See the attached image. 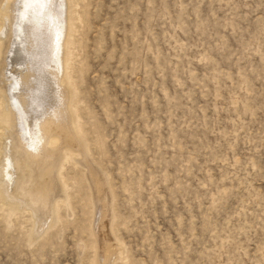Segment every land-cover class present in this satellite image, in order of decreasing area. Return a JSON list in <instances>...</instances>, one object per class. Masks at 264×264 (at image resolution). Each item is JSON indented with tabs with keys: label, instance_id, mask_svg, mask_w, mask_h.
<instances>
[{
	"label": "rangeland",
	"instance_id": "1",
	"mask_svg": "<svg viewBox=\"0 0 264 264\" xmlns=\"http://www.w3.org/2000/svg\"><path fill=\"white\" fill-rule=\"evenodd\" d=\"M25 1L0 0V264H264V0H52L81 146L67 128L49 157L4 127L41 78L44 2ZM53 161L60 185L37 201Z\"/></svg>",
	"mask_w": 264,
	"mask_h": 264
},
{
	"label": "bare ground",
	"instance_id": "2",
	"mask_svg": "<svg viewBox=\"0 0 264 264\" xmlns=\"http://www.w3.org/2000/svg\"><path fill=\"white\" fill-rule=\"evenodd\" d=\"M27 1V0H26ZM25 1V3H27ZM33 1V0H32ZM36 1V0H35ZM43 2H44V11H45V17L41 20V21H39L37 24H36V28H34V29H36L35 30V37H34V41H33V48L35 49V51H36V53L34 54V58H33V60H34V63H33V66H34V68H35V71H36V73H41V78L39 79V80H37L36 81V79L33 81V84H34V86L32 85L31 86V90L29 91V92H27V95H25L24 97H21L20 95H17L14 91V95H12L11 96V99H10V103L8 104V105H10L9 107V109H8V111H9V113H10V116L7 118V120H6V123H5V131H10L11 129L10 128H12V126H11V124H12V120H15V122H16V131H17V134H18V138H19V140H20V142H23V144H24V146L27 148V149H30V150H34V152H37L38 154H35V155H41V153H43L45 150V147H46V145H48V146H50V148H51V151H52V153H53V156H57V153H59V150H58V142H60L61 140H62V138H61V140L59 141V138L61 137L60 135H62V136H64L65 134H64V131L65 130H67V128L69 129V131H67L68 133H67V135L66 136H68V137H70V139L69 138H67L66 136V138L69 140V142L68 143H70L71 145H73V147H75V149L77 148V147H80L81 146V141H80V138H78V136H77V133H76V127H75V125H74V119H70V117H69V115L70 114H72V113H70V111H69V107L67 106L68 104H67V102H68V100L70 99V97H71V95H70V93H72V91L69 89V87H68V84H67V81H66V79H65V76L63 75V73L64 72H62L63 71V69L65 68V61H61L60 59H59V52H60V49H61V47H63L64 45H65V43H66V37H65V32L66 31H68L67 29H66V27L64 28V24L66 23V22H68V20L64 23V17H61L60 16V14H59V16L57 15V11L55 10V5L53 4V1L52 0H42ZM61 1V0H60ZM60 1L58 2L59 4H60ZM67 1V0H66ZM65 1V2H66ZM37 2V1H36ZM42 2V3H43ZM62 2V1H61ZM41 3V4H42ZM16 4V3H15ZM20 4V3H19ZM22 4V3H21ZM58 4V5H59ZM63 4V3H62ZM62 4H61V6H62ZM65 4V3H64ZM9 5V4H8ZM28 5H30V4H28ZM32 5V4H31ZM12 6V5H11ZM7 8H8V6H6ZM16 7V6H15ZM19 7V6H18ZM20 7H21V5H20ZM27 7V6H26ZM22 8V7H21ZM62 8V7H61ZM9 9V8H8ZM13 9V8H12ZM41 9V8H40ZM57 9V8H56ZM63 9V8H62ZM67 9V8H66ZM6 10V9H5ZM14 10V9H13ZM16 10V9H15ZM26 10V9H25ZM10 11H12V10H10ZM36 12H37V10H35ZM62 11V10H61ZM64 11V10H63ZM63 11H62V13H63ZM65 12V11H64ZM15 13V12H14ZM13 13V14H14ZM17 13V12H16ZM35 13V12H34ZM41 13V12H40ZM44 13V12H43ZM60 13V12H59ZM4 14V13H3ZM21 14V13H20ZM66 15H67V13H65ZM64 14V15H65ZM32 15H33V13H32ZM36 15V14H35ZM12 16V15H11ZM10 16V17H11ZM16 16V15H15ZM26 16V15H25ZM28 16V15H27ZM39 16V15H38ZM68 16V15H67ZM3 17H5V15L3 16ZM13 17H14V15H13ZM35 17V16H34ZM33 17V18H34ZM7 18H9V17H7ZM21 18V17H20ZM20 18H16V19H20ZM37 18V17H36ZM66 18H68V17H66ZM11 19V18H10ZM14 19V18H13ZM5 20H6V18H5ZM25 20H27L26 19V17H25ZM31 20V19H30ZM8 21V20H7ZM29 21V20H28ZM5 22V21H4ZM11 22V21H10ZM31 22V21H30ZM8 23H6V25H7ZM12 24H13V21H12ZM67 24V23H66ZM15 25V24H14ZM12 26V25H11ZM21 26H23V25H21ZM31 26V25H30ZM6 27V26H5ZM7 27H8V25H7ZM19 27V26H18ZM27 27V26H26ZM29 27V26H28ZM4 28V27H3ZM13 28H14V26H13ZM22 28V27H21ZM14 29H16V28H14ZM14 29H11V30H13V32H14ZM20 29V28H19ZM24 29H25V27H24ZM8 31V30H7ZM20 31H23V30H20ZM30 31V30H29ZM16 32H18V31H16ZM33 32V31H32ZM32 32H31V34H32ZM69 32V31H68ZM19 33V32H18ZM27 33V32H26ZM29 33V32H28ZM8 34V33H7ZM11 34V33H10ZM9 34V36L8 37H10L11 35ZM30 34V33H29ZM18 35V34H17ZM67 35V34H66ZM14 36V35H13ZM13 36H12V39H13ZM20 36V35H19ZM23 36H24V34H23ZM7 37V38H8ZM14 37H17V36H14ZM31 37V36H30ZM6 38V37H5ZM4 38V39H5ZM7 38L5 39L6 41H8L7 40ZM17 38H19V37H17ZM16 38V39H17ZM25 38V37H24ZM28 38V37H27ZM26 38V39H27ZM11 39V40H12ZM1 41H2V39H1ZM14 41V40H13ZM21 41H24V39H22ZM9 42H10V44H11V46L13 45L12 44V42L9 40ZM19 42H20V40H19ZM3 43V45H4V42H2ZM29 43V42H28ZM9 44V45H10ZM15 45H16V43H14ZM22 44V43H21ZM24 44V43H23ZM26 44H27V42H26ZM31 44V43H30ZM5 45H7V44H5ZM4 45V46H5ZM29 45V44H28ZM8 46V45H7ZM10 46V47H11ZM21 46V45H20ZM24 46V45H23ZM3 46H1V48H2ZM6 47V46H5ZM4 47V48H5ZM13 47H15V46H13ZM22 47V46H21ZM20 48V47H19ZM7 49V48H6ZM5 49V50H6ZM28 50H29V47L27 48ZM63 49H65V48H63ZM10 50V49H9ZM12 50V49H11ZM10 50V51H11ZM20 50V49H19ZM25 50V49H24ZM1 51V50H0ZM4 51V50H3ZM8 51V50H7ZM18 51V50H17ZM65 51V50H64ZM63 51V52H64ZM6 52V51H5ZM11 52H13V50L11 51ZM10 52V53H11ZM24 52V51H23ZM9 53V54H10ZM20 53V52H19ZM21 53H22V50H21ZM25 53V52H24ZM30 53V52H29ZM0 54H3L2 53V51L0 52ZM8 54V53H7ZM14 54V53H13ZM4 55H5V53H4ZM23 55V54H22ZM62 55V54H61ZM64 55V54H63ZM1 56V55H0ZM6 56H8V55H6ZM5 56V57H6ZM13 56V55H12ZM11 56V57H12ZM69 56V55H68ZM65 57V56H64ZM10 58V57H9ZM3 59H4V57H3ZM8 59V57L5 59V60H7ZM10 60V59H9ZM65 60V59H64ZM11 61V60H10ZM26 61H27V58H26ZM30 61V60H29ZM8 61H6V63H7ZM18 62V61H17ZM11 63V62H10ZM9 63V64H10ZM12 63H14L15 64V62H13L12 61ZM5 64V63H4ZM28 64V63H27ZM26 64V65H27ZM29 64H30V62H29ZM28 64V65H29ZM27 65V66H28ZM49 65V66H48ZM1 66H2V64H1ZM13 66V65H12ZM22 66V65H21ZM41 66H43V67H46V66H48L47 68H48V70H46V71H42V69H41ZM14 67V66H13ZM16 67V66H15ZM14 67V68H15ZM17 67H19V66H17ZM2 68V67H1ZM21 68V67H20ZM24 68H25V66H24ZM46 68V69H47ZM31 69H33V68H31ZM5 70V69H4ZM9 70V69H8ZM15 70V69H14ZM18 70V69H17ZM21 70V69H20ZM27 70H29V72H30V68L29 69H27ZM12 71V70H11ZM6 73H9V71L7 72H5V74ZM16 73V72H15ZM35 73V74H36ZM2 74H3V72H2ZM1 74V75H2ZM23 74V73H22ZM37 75V74H36ZM12 76V75H11ZM25 76V75H24ZM1 77V76H0ZM13 77H14V75H13ZM38 77V76H37ZM36 77V78H37ZM15 78V77H14ZM27 78V77H26ZM25 78V79H26ZM29 78V77H28ZM34 78V77H33ZM7 79V78H6ZM15 79H17V78H15ZM9 80V79H8ZM7 80V81H8ZM23 80V79H22ZM30 80H33V79H30ZM2 81V80H1ZM26 81V80H25ZM19 82H24V80L23 81H19ZM35 82V83H34ZM11 83V82H10ZM9 83V84H10ZM14 83V82H13ZM28 83V82H27ZM2 84V83H1ZM15 84H16V82H15ZM12 87H14V86H10V89L12 88ZM15 87H16V85H15ZM26 87H28V86H26ZM25 87V88H26ZM9 88V87H8ZM30 88V87H29ZM28 88V89H29ZM5 89V88H4ZM17 89V88H16ZM28 89H26V90H28ZM15 90V89H14ZM20 90V89H19ZM2 91H3V89H2ZM7 91H10V90H6V92ZM71 91V92H70ZM22 92H24V89H23V91ZM5 92L3 91V94H4ZM8 93V92H7ZM10 93V92H9ZM20 94V93H19ZM9 95V94H8ZM4 96H5V94H4ZM7 96V95H6ZM6 98V97H5ZM4 98V99H5ZM72 98V97H71ZM22 99H24V101L22 100ZM7 100H8V97H7ZM28 101H31V103H30V106H29V104H27V102ZM25 102V103H24ZM6 103V102H5ZM68 103H70V102H68ZM34 104H35V106H34ZM8 107V106H7ZM6 108V107H5ZM5 111V110H4ZM7 111V112H8ZM8 113V114H9ZM6 114V113H5ZM73 115V114H72ZM71 118H72V116H71ZM74 118V117H73ZM14 122V123H15ZM14 125V124H13ZM15 127V126H14ZM13 129H15V128H13ZM4 130V129H3ZM7 132H5V133H7ZM12 132V131H11ZM10 132V133H11ZM63 132V133H62ZM15 132L13 131V133L12 134H14ZM4 134V133H3ZM16 134V135H17ZM53 134H57L58 136H59V138L58 137H56L55 135H53ZM15 135V136H16ZM11 136V135H10ZM15 136H12V137H15ZM3 138H5V137H3ZM11 138V137H10ZM65 138V139H66ZM9 139V138H8ZM14 140V139H13ZM6 141V140H5ZM63 142H64V140H63ZM65 142H66V140H65ZM65 142L63 143L64 145H65ZM73 142V143H72ZM62 143V142H61ZM60 143V144H61ZM69 144V145H70ZM62 145V144H61ZM6 146V145H5ZM15 146V145H14ZM68 146V145H67ZM10 147V146H9ZM13 147V146H12ZM7 148V147H6ZM60 148V147H59ZM62 148V147H61ZM69 148V147H68ZM8 149V148H7ZM48 149V148H47ZM63 149V148H62ZM71 149V148H70ZM79 149V148H78ZM17 150V149H16ZM19 150V149H18ZM44 150V151H43ZM27 151V150H26ZM51 151H50V153H51ZM71 151H73V150H71ZM24 152V151H23ZM48 152V151H47ZM11 153V152H10ZM14 153V152H13ZM22 153V152H21ZM26 153H28V152H26ZM45 153V152H44ZM7 154H9L8 152H7ZM6 153H5V155H7ZM18 154V153H17ZM29 154V153H28ZM48 154H49V152H48ZM48 154H46L45 153V156L46 155H48ZM19 155H20V153H19ZM27 155V154H26ZM39 155V156H40ZM21 156V155H20ZM22 156H24V155H22ZM21 156V157H22ZM32 156V155H31ZM34 156V155H33ZM42 156V155H41ZM61 156H63L62 154H61ZM4 157V156H3ZM8 157H9V155H8ZM17 157V156H16ZM21 157H20V159L18 158V160L17 161H19V160H21ZM25 157V156H24ZM47 157H49V155L47 156ZM47 157H44V159L45 158H47ZM5 158H7V157H5ZM26 158H28L27 156H26ZM35 158H38V157H35ZM43 158V157H42ZM53 158V157H52ZM30 159V158H29ZM41 159V158H40ZM1 160V159H0ZM7 160H8V158H7ZM7 160H5V161H7ZM12 160V159H11ZM10 160V161H11ZM36 160V159H35ZM42 160V159H41ZM4 160L3 161H1V162H3V164H4V162H5ZM15 161V160H14ZM16 161V162H17ZM30 161V160H29ZM38 161V160H37ZM26 162V161H25ZM28 162V161H27ZM33 162V161H32ZM40 162H42V161H40ZM5 163H7V162H5ZM29 163V162H28ZM27 163V164H28ZM31 163V162H30ZM35 163V162H34ZM34 163H32V165H34ZM37 163V162H36ZM35 163V164H36ZM56 162L55 161H53V162H51V163H49L48 165H47V163H46V165L47 166H44L42 163V165H43V167H39V170L38 169H35V170H38L39 171V173L43 176V178H45V180L43 181V183L41 184L40 183V185L41 186H39V188H37L36 186V189H39L38 191H37V194H36V199H37V201H39V200H42V201H44L45 200V197L47 198H49L50 196H51V194H53L54 193V191L57 189V187L60 185L59 184V180L57 179L58 177L56 176L57 174H56V172L58 171L57 170V166H56V164H55ZM13 164V163H12ZM19 164V162H17V164H15L16 166ZM23 164V163H22ZM45 164V163H44ZM5 165V164H4ZM7 165V164H6ZM5 165V166H6ZM8 165L10 166V164L8 163ZM24 165V164H23ZM29 165V164H28ZM24 166H27L26 164L24 165ZM35 166V165H34ZM2 167V166H1ZM12 167H14V166H12ZM20 167H21V165H20ZM28 167V166H27ZM37 168H38V166H36ZM2 168H4V167H2ZM10 168H11V166H10ZM1 169V168H0ZM8 169V168H7ZM29 169V168H28ZM31 169H33V168H31ZM2 170H6V169H2ZM9 170H11V169H9ZM20 170V169H19ZM23 170V169H22ZM26 170V169H25ZM24 170V171H25ZM1 171V170H0ZM23 171V172H24ZM7 172H10V171H8L7 170ZM11 172H12V170H11ZM20 172H21V170H20ZM22 172V173H23ZM26 172V171H25ZM28 172V171H27ZM30 172H31V170H30ZM30 172H28V173H30ZM36 171H33V173H35ZM4 174H5V172H3ZM14 173V172H13ZM32 173V174H33ZM8 174V173H7ZM11 174V173H10ZM24 174V173H23ZM31 174V173H30ZM30 174H29V176H30ZM31 174V175H32ZM36 174H37V172H36ZM1 175V174H0ZM19 175V174H18ZM26 175V174H25ZM24 175V176H25ZM41 175H39V176H41ZM3 176V175H2ZM28 176V175H27ZM5 177V176H4ZM7 178L6 179H8V180H10L9 179V175L8 176H6ZM12 177V176H11ZM10 177V178H11ZM16 177V176H15ZM31 177V176H30ZM33 177H34V175H33ZM12 178H14V176L12 177ZM22 178H24V177H22ZM27 178V177H26ZM35 178V177H34ZM36 178H37V176H36ZM3 179H5V178H3ZM21 179V178H20ZM19 179V180H20ZM30 179V178H29ZM32 179V178H31ZM12 180V179H11ZM10 180V181H11ZM17 180V179H16ZM15 180V181H16ZM33 180V179H32ZM31 180V181H32ZM4 182H5V180H3ZM22 181V180H21ZM23 181H25V179H23ZM36 181V179L35 180H33V182H35ZM2 181H0V183H1ZM6 182H7V180H6ZM5 182V183H6ZM16 182H18V181H16ZM25 182H27V181H25ZM32 182V183H33ZM40 181L38 180V183H39ZM42 182V181H41ZM4 183V184H5ZM9 184H10V182H8ZM8 183H6L7 185L6 186H9L8 185ZM11 183H13V182H11ZM18 183H20V185H19V187H20V189H19V191L18 192H16V194L17 195H23V193L24 192H26V183H24V182H22V184H21V182H18ZM30 185H32L31 183H30V180H29V182H28ZM99 182H97V184H98ZM35 185L37 184V182L36 183H34ZM3 185V184H2ZM2 185L0 184V187H2ZM12 185V184H11ZM18 185V184H17ZM29 185V186H30ZM38 185V184H37ZM6 186H4V189H5V187ZM14 186V185H13ZM12 186V187H13ZM25 186V187H24ZM12 187H8V189L9 188H12ZM18 187V188H19ZM31 187H33V186H31ZM31 187H30V189H31ZM28 189H29V187H27ZM7 189V188H6ZM12 189H14V188H12ZM12 189H10V190H12ZM26 189V190H25ZM34 189V188H33ZM3 190V189H2ZM14 190H17V189H14ZM35 190V189H34ZM1 191V190H0ZM8 191V190H7ZM28 191V190H27ZM36 191H34V192H36ZM97 191H99V189L97 190ZM1 193V195L3 196V192L1 191L0 192ZM7 193V192H6ZM28 193V192H27ZM5 194V193H4ZM10 194V193H9ZM11 194H12V192H11ZM10 194V195H11ZM29 194H31V193H29ZM32 194L34 195V193L32 192ZM6 195H8V193L6 194ZM17 195H15V196H17ZM1 196V197H2ZM9 196V195H8ZM12 196V195H11ZM15 196H13V197H15ZM53 196V195H52ZM18 197V196H17ZM29 197H30V195H29ZM33 197H35V196H33ZM16 198V197H15ZM20 198V197H19ZM41 198H44V200L43 199H41ZM3 199V198H2ZM22 199V198H21ZM31 199H33V198H31ZM35 199V200H36ZM4 200H6V199H4ZM8 200V199H7ZM27 200V199H26ZM26 200H25V202H26ZM50 200V199H49ZM52 200V199H51ZM17 201V200H16ZM23 201V200H22ZM46 201V200H45ZM12 202H15V201H12ZM31 202H33L32 200H31ZM53 202V201H52ZM6 203H8V202H6ZM24 203V202H23ZM35 203V202H34ZM41 203H43V202H41ZM40 203V204H41ZM45 203V202H44ZM47 203V202H46ZM46 203H45V205H46ZM54 204H55V202H53ZM8 204H11L10 202L8 203ZM13 204V203H12ZM19 203H17V205H18ZM26 204V203H25ZM33 204V203H32ZM53 204V205H54ZM14 205V204H13ZM16 205V204H15ZM23 205V204H22ZM21 205V206H22ZM27 205V204H26ZM30 205V204H29ZM20 206V205H19ZM34 206H36V205H34ZM40 206V205H39ZM48 206H50V205H48ZM11 208H12V206H10ZM16 207V206H15ZM41 208H42V206H40ZM43 207H44V205H43ZM46 207H47V205H46ZM28 208V207H27ZM34 207H32L31 209H33ZM40 208V209H41ZM13 209V208H12ZM17 209V208H16ZM42 209H44V208H42ZM51 208H49V210H50ZM53 209L55 210V207H53ZM48 210V211H49ZM33 211V210H32ZM44 211V210H43ZM35 212V211H34ZM40 212V211H39ZM50 212V211H49ZM53 213H54V211H53ZM37 214V213H36ZM47 214V213H46ZM44 215V214H43ZM49 217H50V215H48ZM51 219V218H50ZM107 245V244H106ZM110 246V245H109ZM108 246V248H109V250L108 249H106V250H108V251H106V253H105V259H106V263L112 258V256L116 253V250H117V248H115V249H112L114 246H110L109 247ZM117 247V246H116ZM107 248V247H106ZM119 250V249H118ZM102 255H104V253L102 254ZM104 259V258H103Z\"/></svg>",
	"mask_w": 264,
	"mask_h": 264
}]
</instances>
